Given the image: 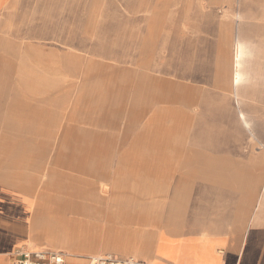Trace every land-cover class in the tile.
<instances>
[{"label":"rangeland","instance_id":"374dc122","mask_svg":"<svg viewBox=\"0 0 264 264\" xmlns=\"http://www.w3.org/2000/svg\"><path fill=\"white\" fill-rule=\"evenodd\" d=\"M238 36L246 50L234 89ZM25 43L68 55L66 70L38 71ZM6 119L14 134L0 150L9 180L0 184L51 205L77 200L88 206L77 215L114 228L166 229L183 217L184 192L173 186L199 174L198 155L210 152L200 135L222 133L213 137L223 153L264 174V0H11L0 12V132ZM84 228L80 242L93 243L97 233ZM116 235L106 243L118 250L135 243V232Z\"/></svg>","mask_w":264,"mask_h":264},{"label":"crops","instance_id":"0c3cea01","mask_svg":"<svg viewBox=\"0 0 264 264\" xmlns=\"http://www.w3.org/2000/svg\"><path fill=\"white\" fill-rule=\"evenodd\" d=\"M10 1L0 2V12ZM22 53L38 71L54 78L60 77L59 73L66 70L68 64V55L41 44L25 43ZM0 134V150H8L9 137L14 132L9 131L7 119L5 130ZM207 134L210 136L199 146L210 152L198 155L199 174L184 175L193 191L188 197L185 192L183 194V217L181 220L170 217V226L166 229L153 225L114 228L102 220L88 219L69 211L63 213L48 203L49 197L27 195L0 184V257L8 256L5 263L14 264L19 260L18 251L28 249L60 253L65 256L66 264H90L92 258L106 255L117 259L134 258L146 264H264V174L257 175L245 169L250 174H240L243 169L236 165L238 160L233 159L237 155L223 153L231 150L224 148L228 146L221 144L220 138L213 137L222 133ZM0 182L9 180L0 179ZM136 208H127L126 212L132 213L128 209ZM153 208L137 210L147 216L153 213ZM35 217L41 219L43 229L50 235L43 247L32 237L31 219ZM141 218L135 220L141 221ZM57 222L88 227L97 233L96 240L88 246L81 244L78 250L66 249L62 246L64 232L59 234L54 229L60 224ZM49 226L53 232H48ZM111 231L118 232L111 239L114 242L120 234L123 238L135 232V243L128 242L129 246L122 250L116 245L106 246ZM162 235L174 247L172 255L157 250L155 245Z\"/></svg>","mask_w":264,"mask_h":264},{"label":"bare ground","instance_id":"6f19581e","mask_svg":"<svg viewBox=\"0 0 264 264\" xmlns=\"http://www.w3.org/2000/svg\"><path fill=\"white\" fill-rule=\"evenodd\" d=\"M1 1L2 0H0V2ZM244 37H245V34H244ZM232 44H233V48H234L233 52L234 51L236 52V63L234 65V61L230 62V59H229V64L232 66V68L229 69L228 79L229 80L231 79L232 88L236 89L238 87V85L241 83L242 79H243V74L241 72L242 71L241 69L243 68V59H244L243 56H244V53H245V50H246V43H245V41H243L242 37L238 36L232 41ZM226 61L228 62V59ZM234 67H235V74H234ZM156 126H157V128L164 126V123L160 120V118L157 120V122L154 125L152 124L153 130L156 129ZM198 128H201V127H198ZM237 131L239 132V130H237ZM250 132H252V130H250ZM206 135H208V134L206 133ZM206 137L207 136L201 137V135L198 137V139H197V140H199L198 141V146L205 142ZM217 139H218V137H217ZM260 146L262 147V149L264 148V144L260 143ZM245 172L246 171H244V169H243V170H241L240 174H248L249 173V172H246V173ZM254 174L259 175L261 173H254ZM180 187H181V190L183 192H185V194H187V192L189 194V193H191L193 191L192 184H189L188 180L185 177H183L182 179H180V180H178L176 182V185L173 186V190L175 188L178 189ZM99 189L102 190L103 186H100ZM157 189L158 188L156 186L153 187V191H155ZM58 198H59V196L57 195L56 199H58ZM60 198H63V197L60 196ZM64 200L65 199L56 200V203L54 204L56 206V208L59 211H62L63 213L69 211L72 214H74V213L78 214V211L81 212L83 210V213H84V210H88L87 204H84L82 202H78L77 200H74V199H68L67 198L66 201H64ZM88 200H90V199H88ZM69 206L72 209L76 210V211L70 209ZM31 220H32V225L31 226H32L33 231H34L32 237L34 238V241L38 244L39 247H43L44 246V240H46V238H49L50 235H48L45 232V230L43 229V227L41 225L42 221H41L40 218H36L35 217V218L31 219ZM58 223H60V222H57L56 224H58ZM46 229L48 230V232H53L54 229H57L59 234H61V232H64V235H62L63 236V242H62L63 245L62 246L64 248H66V249L78 250V248H79V246H81V244H85V245L88 246V244L90 242V241L88 243L87 242H85V243L84 242H80V241L85 240V236L83 234L84 233L83 231L85 230V228L84 227H80V226L77 227V226H75V225H73L71 223H64L63 222V223H60L58 225H55L54 229H52L50 226L48 228H46ZM61 230H63V231H61ZM39 235L43 236V239L38 241L37 239L39 238ZM90 244H92V242ZM106 246L110 247V243H106ZM158 251L160 253H165V254H168V255H172L173 251H175V250L173 248L172 250H162V251L158 250ZM1 257H3V258H0V264H6L5 261L7 259L5 258V256H1Z\"/></svg>","mask_w":264,"mask_h":264},{"label":"built area","instance_id":"2783aa9c","mask_svg":"<svg viewBox=\"0 0 264 264\" xmlns=\"http://www.w3.org/2000/svg\"><path fill=\"white\" fill-rule=\"evenodd\" d=\"M19 260L14 264H66V258L60 253H45L21 249L17 253ZM90 264H146L134 259H117L112 256L95 257Z\"/></svg>","mask_w":264,"mask_h":264}]
</instances>
